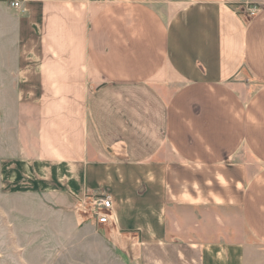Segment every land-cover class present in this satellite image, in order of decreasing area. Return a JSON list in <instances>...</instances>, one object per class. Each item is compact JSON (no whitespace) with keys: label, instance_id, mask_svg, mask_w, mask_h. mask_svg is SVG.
Returning a JSON list of instances; mask_svg holds the SVG:
<instances>
[{"label":"crops","instance_id":"obj_1","mask_svg":"<svg viewBox=\"0 0 264 264\" xmlns=\"http://www.w3.org/2000/svg\"><path fill=\"white\" fill-rule=\"evenodd\" d=\"M12 1L20 143L45 191L81 216L108 195L137 253L264 264V0ZM213 211L188 238L182 214Z\"/></svg>","mask_w":264,"mask_h":264},{"label":"rangeland","instance_id":"obj_2","mask_svg":"<svg viewBox=\"0 0 264 264\" xmlns=\"http://www.w3.org/2000/svg\"><path fill=\"white\" fill-rule=\"evenodd\" d=\"M242 6L260 7L254 0ZM16 43L14 15L0 5V264L176 263L174 251L135 252L131 239L113 226L99 227L88 215L57 203L55 191H45L43 170L23 159L20 137L32 111L21 107ZM223 213L238 220L237 211ZM216 214L221 212L182 214L187 237L193 238L189 232L196 221L208 217L210 223Z\"/></svg>","mask_w":264,"mask_h":264},{"label":"built area","instance_id":"obj_3","mask_svg":"<svg viewBox=\"0 0 264 264\" xmlns=\"http://www.w3.org/2000/svg\"><path fill=\"white\" fill-rule=\"evenodd\" d=\"M22 1L14 0L11 2V7L14 9L21 8ZM249 12H256L253 8H249ZM79 210L88 215L89 219L98 226H107L114 217L113 203L111 198L106 194L91 195L85 198L80 204Z\"/></svg>","mask_w":264,"mask_h":264}]
</instances>
